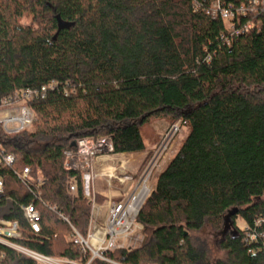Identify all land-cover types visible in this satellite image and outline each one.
I'll list each match as a JSON object with an SVG mask.
<instances>
[{
    "label": "trees",
    "instance_id": "16d2710c",
    "mask_svg": "<svg viewBox=\"0 0 264 264\" xmlns=\"http://www.w3.org/2000/svg\"><path fill=\"white\" fill-rule=\"evenodd\" d=\"M214 1L0 0V99L58 84L31 103L33 130L10 136L0 129V143L16 157L0 169V220L17 221L23 234L14 246L86 264L90 256L67 237L71 226L87 234L91 188L82 173L65 170V153L81 138L103 137L115 154L141 153L145 126L182 120L189 133L138 217L143 242L107 257L120 264H264L263 244H246L236 224L240 218L252 228L264 218V6L240 17L253 26L227 45L226 22L209 14ZM252 1L223 0L248 8ZM27 167L31 186L16 177ZM30 204L41 214L40 235L20 208ZM207 227L222 234L224 260L212 263L193 239ZM0 264L40 263L0 242Z\"/></svg>",
    "mask_w": 264,
    "mask_h": 264
},
{
    "label": "built area",
    "instance_id": "2783aa9c",
    "mask_svg": "<svg viewBox=\"0 0 264 264\" xmlns=\"http://www.w3.org/2000/svg\"><path fill=\"white\" fill-rule=\"evenodd\" d=\"M258 5L264 6V0H253L249 8L246 5L234 7L231 4H225L223 0H215L212 3L209 10L211 17L213 19L221 17L227 24L228 34L223 37L227 45H230L236 36H240L252 28V23L241 25L240 17L245 16L248 10L253 12ZM57 89L58 84L52 81L39 89H23L0 99V129L10 136L30 130L38 119L31 103L38 99H45L49 92ZM65 92L68 96L69 92L67 90ZM182 126L189 127V123L179 120L163 134L160 144L151 153L146 165L140 171L136 186L128 197L120 201H114L109 196L106 202L101 204L96 201L95 194L91 191L89 196L91 214L86 236L75 230L69 220L58 213L61 220L70 225L72 229L67 241L78 246L81 252L90 256L86 264H92L95 260L107 264H120L108 258L107 254L119 250L130 251L141 245L143 242V227L138 222V217L155 187L158 176L166 169L171 160L169 157L170 151L182 133ZM123 155L114 153L112 140L109 137L97 140L81 138L77 140L75 150H69L65 153L64 168L68 172L82 173L86 179L87 187H90L91 190L93 183L99 177L106 179L109 189H112L116 182L117 187L121 190L135 179L134 174L128 167L129 162L123 161ZM15 160V155L7 153L0 143V169L11 167ZM16 177L23 185H33L31 171L28 167L16 173ZM42 185L43 181L41 179L34 182L37 189ZM3 189L4 179L0 175V195L3 193ZM70 191L72 194L76 193L75 184L71 185ZM36 198H40V195L36 194ZM20 208L31 231L35 235H40L42 232L40 211L33 204L22 205ZM55 209L52 208L54 211ZM263 225L264 218H261L255 221L252 228L246 226L243 229L244 242L248 245L261 242L264 246V232L261 231ZM22 238L23 234L17 221L0 220V242L17 249L40 264H51V262L84 264L70 259L39 256L11 243V241Z\"/></svg>",
    "mask_w": 264,
    "mask_h": 264
},
{
    "label": "crops",
    "instance_id": "0c3cea01",
    "mask_svg": "<svg viewBox=\"0 0 264 264\" xmlns=\"http://www.w3.org/2000/svg\"><path fill=\"white\" fill-rule=\"evenodd\" d=\"M147 126L148 128H146V130L148 132L146 131L145 133L143 132L145 144H146V150L141 153L124 154L122 157L123 161L129 162L128 167L130 168V171L134 174L135 177L139 175L143 162L155 150V148L160 143L163 134L170 127V125L165 120H157ZM135 179L132 183L128 184L125 188L123 189L120 188L121 190H119V188L117 187V184L114 185L116 187L109 189L106 179L99 177L93 183V187L91 191L93 192V194L100 195L104 197L106 200L110 196L112 200L120 201L128 197L132 193V190L134 189L137 183V181L135 182ZM99 180H102V182L101 181L99 182ZM114 190H117L120 192L117 194L118 195L117 197L114 196V193H113ZM104 203H101V204H104Z\"/></svg>",
    "mask_w": 264,
    "mask_h": 264
},
{
    "label": "rangeland",
    "instance_id": "374dc122",
    "mask_svg": "<svg viewBox=\"0 0 264 264\" xmlns=\"http://www.w3.org/2000/svg\"><path fill=\"white\" fill-rule=\"evenodd\" d=\"M37 122H38V119H37L36 123ZM33 128H34V126H32L30 128V131L33 130ZM144 128L145 129L142 132H144V133H145V131L148 132L146 130V128H148V126L144 127ZM188 133H189V127L182 126V133L179 135L178 140L176 141L175 145L173 146L172 150L170 151V155H169L170 159H172L173 156L178 152V149H179L180 145L182 144L183 140L186 138ZM138 177H139V175L135 177L136 178L135 182L138 180ZM100 181L102 182V180H99V182ZM114 185H116V182L114 183ZM114 187H116V186H114ZM113 193H114V196L117 197L118 196L117 194L120 193V192L117 191V190H114ZM236 224L241 229H245L246 228V224L240 218H237ZM221 238H222V234L221 233H215L209 227L205 228L200 233H196V234L193 235V239L194 240L196 239V241L198 242L200 247H203V248L207 249V251H208V253L210 255V260H211L212 263H215L218 260H224L226 258L225 252H223L220 249V246H219ZM51 264H58V263L57 262H51Z\"/></svg>",
    "mask_w": 264,
    "mask_h": 264
},
{
    "label": "water",
    "instance_id": "95a60500",
    "mask_svg": "<svg viewBox=\"0 0 264 264\" xmlns=\"http://www.w3.org/2000/svg\"><path fill=\"white\" fill-rule=\"evenodd\" d=\"M58 22H59V28H60V29H62V28H64V27L66 26V24H65L64 22H62V21L60 20L59 17H58ZM72 146L75 147V146H76V143L74 142V143L72 144ZM237 212H238V210H235L234 212H232L231 215H236Z\"/></svg>",
    "mask_w": 264,
    "mask_h": 264
}]
</instances>
